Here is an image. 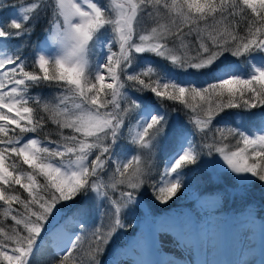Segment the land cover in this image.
Instances as JSON below:
<instances>
[{
  "label": "snow or ice",
  "instance_id": "1",
  "mask_svg": "<svg viewBox=\"0 0 264 264\" xmlns=\"http://www.w3.org/2000/svg\"><path fill=\"white\" fill-rule=\"evenodd\" d=\"M11 7L16 14L0 20V42L20 43L0 50V264H33L46 239L58 249L54 264H102L116 237L133 229L128 218L145 190L156 203L175 202L187 190L185 170L204 158L215 157L243 185H264V0H25ZM41 20L45 42L28 45L25 56L23 41ZM172 73L208 79L181 83ZM145 94L159 112L143 113ZM230 109L259 116L260 126H221ZM180 113L190 131H177L178 147L154 177L143 157H155ZM122 141L134 150L126 157L116 151ZM89 193L94 225L89 205L77 201ZM68 202L84 217L70 233L61 224Z\"/></svg>",
  "mask_w": 264,
  "mask_h": 264
},
{
  "label": "rangeland",
  "instance_id": "2",
  "mask_svg": "<svg viewBox=\"0 0 264 264\" xmlns=\"http://www.w3.org/2000/svg\"><path fill=\"white\" fill-rule=\"evenodd\" d=\"M108 2H110V0H108ZM4 46L5 43L0 42V50H3ZM94 59V57L90 58V63H94ZM145 63H148V61H145ZM169 71L171 72V70ZM172 75L174 76V78H177L181 83H189L195 79L192 74L187 73H172ZM142 111L145 115H151L153 112H159L160 109L158 105L147 101L144 104V109ZM226 120L230 122L234 121L239 123L240 125H246L247 127H249L251 123V119L248 115H243L238 119L232 117L231 115ZM178 130L187 131L184 130V122L181 117L178 114H174L169 120L168 136L165 140L161 141V144L157 150L155 157H143L145 163L152 168L153 174L155 173L154 171L160 165V154L162 152V148L165 146V142L173 138L175 132ZM116 151L117 154L126 157L130 155L134 150L131 148L127 141H122L117 146ZM168 155L169 152L164 155L163 161H165ZM169 159L170 156L166 159V162ZM210 160L216 161V158L212 157L202 159V167L204 168L205 172L209 175V179H211L214 183L218 182L221 188L220 191L225 195L224 199L229 204H231L232 202H236L237 200L244 201L247 199L250 201L257 202L260 201V199L264 198V189L250 190L249 188L245 187V185L243 186L234 177H232L230 173H227L222 167V165L219 163V161L210 163ZM195 180L188 181L192 189H196L197 187V183ZM201 187H203L202 184H200V188ZM224 199H222L219 195H212L200 202L199 205L194 209L178 207H174L171 209L164 208V210L161 211L162 213L160 215L152 217L149 212L148 202L144 197V203L141 205L139 210L143 212V214L145 215V219L140 221L138 228L134 230L133 234L129 235L127 233L121 232L116 237V239L121 240L118 241V244L119 242H124L122 244L123 248L121 247L119 250L114 251L115 253L110 254V256L104 260L103 264H111L112 261H115L117 262V264H119V262L124 259V253L126 249L130 248L136 240L144 239L147 236H149L150 238V235L153 236L152 233L158 234L161 231L165 230V227L175 228L178 234H183L185 236L197 232H199L200 234L204 230L209 231L220 226H226L228 224L248 223L253 226H259L264 228V225H262V221L260 219V215L255 213L250 207L245 208V210L243 212H239V214L230 212V214H226V216L219 213L220 210L225 208ZM87 204L89 205V212L92 215L89 225H94L97 222V211L95 208V198L92 193H89L88 195ZM166 206L167 205H165L164 207ZM78 221L79 220H72L71 223L75 226ZM74 226H72V228H74ZM64 231L66 230L64 229ZM87 243V241L84 242L85 248H87Z\"/></svg>",
  "mask_w": 264,
  "mask_h": 264
},
{
  "label": "trees",
  "instance_id": "3",
  "mask_svg": "<svg viewBox=\"0 0 264 264\" xmlns=\"http://www.w3.org/2000/svg\"><path fill=\"white\" fill-rule=\"evenodd\" d=\"M25 0H0V4L7 5V7L0 8V20H6L9 17H12L15 15L14 9L11 7V5L15 4H20L24 3ZM46 20H41L37 26L35 27L34 32L31 35L30 40L25 39L23 41V44L25 47L23 48V53L25 56L31 57L32 54V48L29 47L28 45H35L36 43H40L41 45L44 44L45 42V36H44V31L46 28ZM5 46L4 49H12L14 48L15 44L20 43L18 41H9V42H4ZM159 63V62H157ZM195 79L192 82L197 83L198 85H202L203 83L206 82L208 79L207 76H200L196 74H192ZM50 90H41L40 94L43 96H48ZM143 101V104H145L147 101L152 102L155 105H158L154 97H152L150 94H145L143 97H140ZM195 105H198L200 103H203L201 101H193L192 102ZM171 104H168V107L171 108ZM181 119L184 122V130H189L190 131V126L187 125L183 113L178 114ZM222 116L218 118V122L221 123V126H227L231 128H244V129H250L253 132L256 131V129L260 126L261 121L259 116L256 118L251 119L250 126L247 127L246 125H240L237 122H230L226 120L228 117L232 115V117L235 118H240L243 115H247V113L243 112L240 109H230L227 110L226 113H222ZM177 131L174 134V137L171 138L170 140L165 142V146L162 148V152L160 154V165L158 168L154 171L155 173L153 174L154 177H159L160 173L162 172L163 168V160H164V155L169 152L171 154L174 152L177 148L178 142L175 140ZM55 138V137H53ZM234 146V142L233 145ZM185 181L187 184V190L184 192L183 195L178 194V199H175V202L170 201V203L164 207L165 205L156 203L152 197L151 193L145 190L143 193L146 201L148 202L149 206V212L153 217H156L160 215L165 209H171L174 207L178 208H189V209H194L196 208L200 202H202L204 199L208 198L209 196L212 195H219L222 199L225 198V195L220 191L221 188L217 183H214L211 179H209V175L205 172L204 168L202 167V164H198L196 166H193L192 169H186L185 170ZM196 179V180H195ZM189 180H195L197 183L196 189H192L189 185ZM200 184L203 185V187L200 188ZM243 185V184H242ZM244 186V185H243ZM245 187L249 188L250 190L254 189H259L263 190L264 185L258 184V183H253L252 185H245ZM87 197H77V201H80L82 203H87ZM224 206L222 210L219 211V213L226 215L229 214L230 212L239 214V212H243L245 208L250 207L255 213H257L260 216H264V198L260 199V201L254 202L250 200H237L236 202H232L229 204L225 199H224ZM250 209V210H251ZM74 210V205L72 202H68L62 209V215H61V224H67L68 222L64 219L65 216L69 215L74 217L75 219H83L84 217L81 214H75L73 215L72 212ZM247 210V209H246ZM92 218V215L88 214L86 217L87 223L90 224V219ZM145 219V215L141 210H138L137 212L133 213L132 215L129 216L128 222L133 225V229H130L127 234L131 235L134 233V230L138 228V225L140 224V221ZM0 220H2V213H0ZM8 222V221H4ZM50 239H46L44 242L40 243L39 246V251L35 254L34 259H33V264H54L55 260V255L52 253L49 242ZM121 241L120 239H115V243L112 244L109 248V250L105 253V256L102 258V264L104 263V260L112 253H115L114 251L119 250L121 247L123 248L122 244L124 242H119Z\"/></svg>",
  "mask_w": 264,
  "mask_h": 264
},
{
  "label": "bare ground",
  "instance_id": "4",
  "mask_svg": "<svg viewBox=\"0 0 264 264\" xmlns=\"http://www.w3.org/2000/svg\"><path fill=\"white\" fill-rule=\"evenodd\" d=\"M158 234L136 240L122 262L134 264H262L264 261V228L248 223L228 224L218 228L178 234L175 228H164ZM155 234V235H154ZM179 240L178 245L175 241Z\"/></svg>",
  "mask_w": 264,
  "mask_h": 264
}]
</instances>
